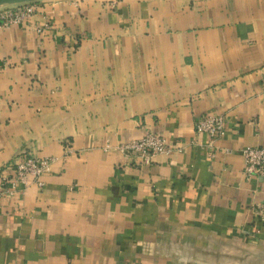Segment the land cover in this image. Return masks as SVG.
Instances as JSON below:
<instances>
[{"label":"crops","instance_id":"obj_1","mask_svg":"<svg viewBox=\"0 0 264 264\" xmlns=\"http://www.w3.org/2000/svg\"><path fill=\"white\" fill-rule=\"evenodd\" d=\"M204 114L225 119L210 147ZM145 133L180 150L137 164L119 145ZM246 147L264 148V0H42L0 28V188L53 158L1 205L0 264H264Z\"/></svg>","mask_w":264,"mask_h":264},{"label":"built area","instance_id":"obj_2","mask_svg":"<svg viewBox=\"0 0 264 264\" xmlns=\"http://www.w3.org/2000/svg\"><path fill=\"white\" fill-rule=\"evenodd\" d=\"M40 2V1H39ZM39 2H29L18 5L0 7V28L27 22L39 9ZM52 25L45 22L37 28L38 34L50 31ZM195 136L205 135L208 138V146L225 134V119L220 114H204L194 124ZM194 145L195 141L192 140ZM126 156L137 164L149 165L156 155H169L180 148L161 135L145 133L142 137L130 140L119 145ZM209 156L213 154L208 153ZM243 157V174L246 178L259 177L264 179V148L246 147L241 150ZM53 158H37L25 156L21 161L15 162L11 167L10 176L2 177L0 188V207L4 201L15 199L19 193H23L28 185V177L34 178L38 186H42V176L50 170ZM23 187L21 191H18ZM254 216L258 225L263 229L264 235V202L255 204Z\"/></svg>","mask_w":264,"mask_h":264},{"label":"water","instance_id":"obj_3","mask_svg":"<svg viewBox=\"0 0 264 264\" xmlns=\"http://www.w3.org/2000/svg\"><path fill=\"white\" fill-rule=\"evenodd\" d=\"M42 0H0V7L10 6V5H18L29 2H39Z\"/></svg>","mask_w":264,"mask_h":264}]
</instances>
